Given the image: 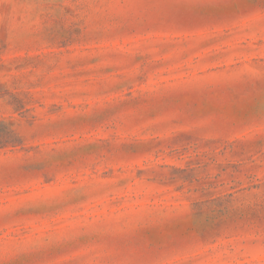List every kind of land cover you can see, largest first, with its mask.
Here are the masks:
<instances>
[{"label":"rangeland","instance_id":"374dc122","mask_svg":"<svg viewBox=\"0 0 264 264\" xmlns=\"http://www.w3.org/2000/svg\"><path fill=\"white\" fill-rule=\"evenodd\" d=\"M0 264H264V0H0Z\"/></svg>","mask_w":264,"mask_h":264}]
</instances>
